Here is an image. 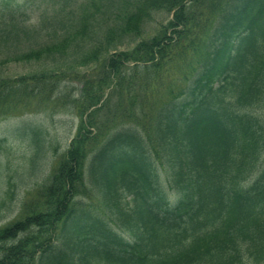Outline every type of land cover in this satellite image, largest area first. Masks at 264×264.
I'll list each match as a JSON object with an SVG mask.
<instances>
[{
  "label": "trees",
  "instance_id": "obj_1",
  "mask_svg": "<svg viewBox=\"0 0 264 264\" xmlns=\"http://www.w3.org/2000/svg\"><path fill=\"white\" fill-rule=\"evenodd\" d=\"M24 10L0 0V117L68 105L79 124L0 227V264H264V0H58L34 25ZM67 79L77 94L54 98ZM19 132L47 154L43 128Z\"/></svg>",
  "mask_w": 264,
  "mask_h": 264
},
{
  "label": "rangeland",
  "instance_id": "obj_2",
  "mask_svg": "<svg viewBox=\"0 0 264 264\" xmlns=\"http://www.w3.org/2000/svg\"><path fill=\"white\" fill-rule=\"evenodd\" d=\"M5 1L20 5L23 10H26L24 11L29 14L28 25L37 24L39 17L51 15L58 8V0ZM165 19L166 16L163 14L157 16L158 23ZM44 39V36L40 37L39 42L42 43ZM6 48L5 44L0 46V57L12 52H7ZM40 66L44 67L45 65L40 63ZM38 67L39 64H12L9 68L5 66L3 70L10 75H21L34 71ZM59 87L54 98L61 92L67 96L69 94L75 96L81 85L77 80L67 79ZM30 109L32 110L0 117V139L4 141L0 148V227L12 223L21 216L41 184L51 176L54 168L60 162L79 124V117L68 105L53 106L50 104L48 107L32 105ZM0 113L3 114L4 110L0 109ZM23 125L39 126L44 129L47 139V154L43 152L45 149L43 143L39 145L40 149L32 154L28 133L21 134L19 132ZM83 200L94 208L105 211V207L99 200L89 198ZM124 235L128 238L131 237L129 233L124 232Z\"/></svg>",
  "mask_w": 264,
  "mask_h": 264
}]
</instances>
